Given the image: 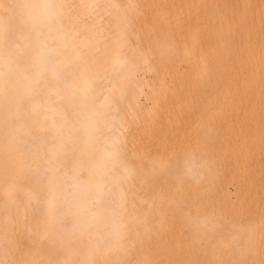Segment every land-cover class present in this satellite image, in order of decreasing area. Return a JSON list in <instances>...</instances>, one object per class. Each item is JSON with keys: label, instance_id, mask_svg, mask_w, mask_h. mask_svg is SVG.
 <instances>
[{"label": "bare ground", "instance_id": "bare-ground-1", "mask_svg": "<svg viewBox=\"0 0 264 264\" xmlns=\"http://www.w3.org/2000/svg\"><path fill=\"white\" fill-rule=\"evenodd\" d=\"M102 262L264 264V0H0V264Z\"/></svg>", "mask_w": 264, "mask_h": 264}, {"label": "snow or ice", "instance_id": "snow-or-ice-1", "mask_svg": "<svg viewBox=\"0 0 264 264\" xmlns=\"http://www.w3.org/2000/svg\"><path fill=\"white\" fill-rule=\"evenodd\" d=\"M22 7H27V6L12 3V4H9V5H5L4 6V11L6 13H12V12H15L17 9L22 8ZM105 244H107L111 248V244L109 243L107 237L100 236L99 239H98V242L96 244V250L99 251L101 246H103ZM102 264H106V262H102ZM118 264H119V262H118Z\"/></svg>", "mask_w": 264, "mask_h": 264}]
</instances>
